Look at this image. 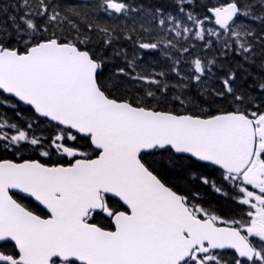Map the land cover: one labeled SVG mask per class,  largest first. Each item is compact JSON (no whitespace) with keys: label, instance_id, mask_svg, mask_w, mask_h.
Masks as SVG:
<instances>
[{"label":"snow or ice","instance_id":"6c2138e0","mask_svg":"<svg viewBox=\"0 0 264 264\" xmlns=\"http://www.w3.org/2000/svg\"><path fill=\"white\" fill-rule=\"evenodd\" d=\"M0 264H264V0H0Z\"/></svg>","mask_w":264,"mask_h":264}]
</instances>
